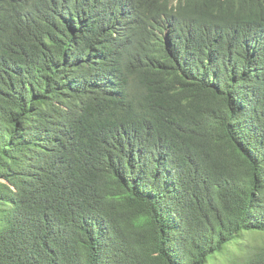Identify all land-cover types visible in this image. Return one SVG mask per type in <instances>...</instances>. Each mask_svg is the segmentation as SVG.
<instances>
[{
  "label": "trees",
  "instance_id": "16d2710c",
  "mask_svg": "<svg viewBox=\"0 0 264 264\" xmlns=\"http://www.w3.org/2000/svg\"><path fill=\"white\" fill-rule=\"evenodd\" d=\"M0 264H264V0H0Z\"/></svg>",
  "mask_w": 264,
  "mask_h": 264
}]
</instances>
